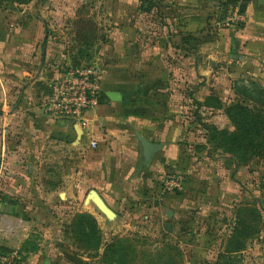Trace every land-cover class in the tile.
Listing matches in <instances>:
<instances>
[{
    "label": "rangeland",
    "instance_id": "374dc122",
    "mask_svg": "<svg viewBox=\"0 0 264 264\" xmlns=\"http://www.w3.org/2000/svg\"><path fill=\"white\" fill-rule=\"evenodd\" d=\"M193 1L199 18V33L194 35L192 43L199 47V65L188 59L192 36L179 35L176 31L181 25L178 19L182 2L184 13L191 15V0H0V13L15 25L28 26L33 21L38 25L43 35L41 55L44 53V36L46 30L49 31L45 60L40 57V68L44 69L45 77L37 82L42 106L51 89L52 82L48 80L51 72H68L95 64L102 66L104 56L101 53L111 51L114 45L125 48L131 44L134 53H147L148 60H141V63L152 62L147 65L149 77L172 76L175 67L170 62L175 58L177 43H180L177 38L181 41L182 37L183 75L200 77L198 87L203 90L201 100L191 95L185 99L184 123L193 132L189 140L185 138L191 145L186 153L203 162L209 157L217 158V161L219 157L229 159L228 179L220 177V186L223 184L230 190L223 199L230 207L216 212L207 207L199 209L197 203H187L183 192L181 199L185 207L177 218L169 221L171 230L164 226L166 220L161 219V214L147 210V202L142 210L131 213L123 205L109 201L121 218L113 220L88 198V189L77 194L70 205L72 199L66 201L63 189L55 186L63 182L61 177L52 179L46 175L41 178L43 186L37 195L30 191L25 195L0 191V203L13 204L14 209L9 213L14 214L15 204L22 202L23 208H19V212L34 222L23 247L26 259L45 264H264V151L259 147L264 131L259 136L253 130L251 138L241 141L236 135L240 129L229 113L230 108L240 105L255 110L260 122L264 123V75L241 73V61L231 56L233 29L243 24L237 20V13L241 12L246 0ZM151 56L154 58L149 59ZM161 56L164 60L159 64ZM33 78L39 77H29L31 81L26 83V88ZM0 89H3L1 82ZM21 91L20 88L8 102L9 111H14L20 102ZM2 106L3 96H0V118L3 117ZM204 135L206 143L202 141ZM234 136L240 138L238 145L229 144ZM10 138V156H15V128ZM1 144L0 140V172L3 168V172L15 176L19 171L5 166L7 156L4 159L1 154ZM9 161L16 160L11 158ZM202 166L204 173L214 167L207 163ZM221 166L216 165L215 169ZM62 167L61 163H53V166L41 169L54 172ZM192 171L200 169L193 168ZM190 172L184 183L198 181L190 177ZM208 185L203 180L198 187L190 189L200 193L201 201L203 198L205 202H211V196L209 199L206 193ZM145 199L141 198L142 201ZM32 201L35 207H32ZM132 203L135 205L134 201ZM0 215L4 214L0 212ZM81 222L84 223L83 230ZM89 222L92 225L87 232L99 238V246L95 237L86 240L83 236ZM242 230L244 248L238 252L237 241H243L239 239ZM111 245L115 247L109 248Z\"/></svg>",
    "mask_w": 264,
    "mask_h": 264
},
{
    "label": "crops",
    "instance_id": "0c3cea01",
    "mask_svg": "<svg viewBox=\"0 0 264 264\" xmlns=\"http://www.w3.org/2000/svg\"><path fill=\"white\" fill-rule=\"evenodd\" d=\"M193 3L191 0L190 15L184 13L186 10L182 2L181 17L178 19L181 25L176 31L179 35L192 36L188 59L193 62L195 60V64L199 65V47L192 43L194 35L199 33V18ZM241 14L243 24L233 29L234 46L231 56L241 61L245 67L241 73L264 75V5H259L257 0H249L246 11ZM185 15L189 17H184ZM47 34L48 30L45 39ZM42 37L34 21L28 26L15 25L4 13H0V82L3 88L2 91L0 89V96H3V117L0 118L1 154L4 159L7 156L6 167L19 171L13 176L9 172H3L2 168L0 191L23 195L30 191L37 195L43 186L40 184L41 178L46 175L52 179L61 177L63 182L53 183H57V188L63 189L66 201L72 199L70 205L76 200L74 197L77 194L87 189L96 190L116 213V218H120L119 212L109 201L118 203V206L123 205L131 213L142 210L144 202H147L150 213L161 214V219L166 220L164 226L172 218H177L185 207L181 199L183 192L187 203H197L199 209L207 207L216 212L230 207V203L223 200L230 190L223 184L220 186V177L228 179L229 159L219 157L217 161V158L209 157L203 162L193 154L186 153L190 151L191 145L185 138L189 140L193 132L184 123L185 99L191 95L201 100L203 90L198 87L200 77L183 75L182 37L181 41L177 38L180 43H177L175 58L170 62L174 63L175 74L167 77H149L147 65L152 62L142 64L141 60H148L147 53H134L131 44L125 48L114 45L111 51L102 52L101 96L97 105L87 111L84 128L75 121L55 118L40 103L37 94V88L40 87L37 82L45 77L44 69L40 68V57L42 56V60L44 57L43 51L41 55ZM159 59L161 64L164 57ZM63 73L51 72L49 82L60 78ZM29 77L39 78H33V82L26 88L27 82L31 81ZM20 88V102L14 111H9L8 102ZM114 93H119L121 99H116ZM13 128L16 131L17 146L16 155L10 156ZM136 132H140L152 143L164 144V148L154 155L148 166H144L143 148ZM92 140L97 143L95 147L90 146ZM202 141L206 143L205 135ZM11 158L16 161L11 163ZM53 163H61L63 167L59 170L62 171L49 172L41 169L47 165L51 167ZM202 163L214 167L208 168L204 173L201 171ZM216 165L222 166L216 170ZM20 168L22 169L18 170ZM193 168L200 171H192ZM188 171H191L190 177L198 180L197 182L183 183V192L164 191L163 180L166 175L178 174L186 181ZM29 178L31 180L27 182ZM15 180L17 182H13ZM203 180L209 184L206 193L208 198L211 196V202H205L203 198L201 201L200 193L190 189L198 187ZM143 197L146 198L145 201L141 200ZM21 204L22 202L20 205L15 204L14 214H11L9 211L14 209L13 204L7 201L0 203V212L4 214L0 215V249L6 252L20 251L24 264H45L39 260L26 259L23 247L34 222L31 223L19 212V208H23ZM25 207L29 209L28 206ZM32 207H35L34 202Z\"/></svg>",
    "mask_w": 264,
    "mask_h": 264
},
{
    "label": "built area",
    "instance_id": "2783aa9c",
    "mask_svg": "<svg viewBox=\"0 0 264 264\" xmlns=\"http://www.w3.org/2000/svg\"><path fill=\"white\" fill-rule=\"evenodd\" d=\"M237 20L242 21L241 12L237 13ZM101 77L102 67L98 64L64 72L52 82L44 108L55 118L75 121L84 128L87 111L93 109L100 99ZM96 145V141L90 142L91 147ZM183 183L181 175L168 174L164 177L163 189L168 192H183ZM0 264H24L22 254L18 250L6 252L0 249Z\"/></svg>",
    "mask_w": 264,
    "mask_h": 264
},
{
    "label": "trees",
    "instance_id": "16d2710c",
    "mask_svg": "<svg viewBox=\"0 0 264 264\" xmlns=\"http://www.w3.org/2000/svg\"><path fill=\"white\" fill-rule=\"evenodd\" d=\"M248 1L249 0H246L245 4L243 5L242 9H241V13H244L247 9V5H248ZM243 69H245V67L242 65L241 63V67H240V71H242ZM229 113H230V116L232 117V119L234 120V122L236 123L237 127H239L240 129V133H236L237 136L241 137V141L242 140H245L246 137H249L251 138L252 137V134H253V130H255L257 133H254L255 135H261L260 133H263L264 131V123L260 122L259 120V114L255 111V110H251L247 107H243V106H240V105H237V106H234L232 108L229 109ZM262 124V126H261ZM213 130H215V128H212ZM216 133V131H215ZM237 136H234L233 139L230 140V145H238L240 143V138L237 137ZM263 137H264V134H263ZM260 148L262 151H264V139H263V142L260 141ZM251 145L252 146H255L253 145V142L251 141ZM83 216H86V215H83ZM87 219H89V216H86ZM90 221V220H88ZM91 223V222H89ZM84 223L81 222L80 226L83 230V226ZM92 225L91 224H87L86 227H84V231H83V236H85L86 240H90V237H92L93 235H90V233L87 232V230L90 229V226ZM244 230V229H243ZM239 231V239H243L241 236H245L243 235L244 231ZM95 237V236H93ZM97 240V243H98V246H99V238L96 236L95 237ZM244 241L245 239H243V241H237V243L239 244L240 247H237V251L238 252H242L243 251V248H244ZM115 247L114 245H111L109 248H113Z\"/></svg>",
    "mask_w": 264,
    "mask_h": 264
},
{
    "label": "water",
    "instance_id": "95a60500",
    "mask_svg": "<svg viewBox=\"0 0 264 264\" xmlns=\"http://www.w3.org/2000/svg\"><path fill=\"white\" fill-rule=\"evenodd\" d=\"M259 5H264V0H257ZM45 42L43 43V51L45 53ZM45 58H43V61ZM114 97L116 99H121L119 93H114ZM136 136L143 148V163L144 166H148L156 153L161 151L164 148V144L161 143H152L147 138H145L140 132H136ZM88 198L92 200V202L97 206V208L109 219L113 220L116 218V213L108 206V204L104 201L101 195L96 190H91ZM167 230H171V224L165 225Z\"/></svg>",
    "mask_w": 264,
    "mask_h": 264
}]
</instances>
